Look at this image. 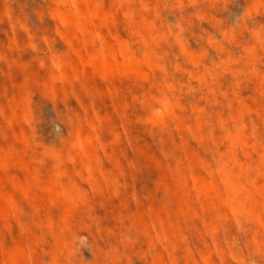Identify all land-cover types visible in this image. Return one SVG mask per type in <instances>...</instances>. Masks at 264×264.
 I'll use <instances>...</instances> for the list:
<instances>
[{
  "label": "rangeland",
  "instance_id": "obj_1",
  "mask_svg": "<svg viewBox=\"0 0 264 264\" xmlns=\"http://www.w3.org/2000/svg\"><path fill=\"white\" fill-rule=\"evenodd\" d=\"M0 264H264V0H0Z\"/></svg>",
  "mask_w": 264,
  "mask_h": 264
}]
</instances>
